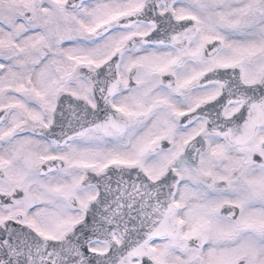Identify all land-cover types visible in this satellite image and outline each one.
<instances>
[{
    "label": "snow or ice",
    "instance_id": "1",
    "mask_svg": "<svg viewBox=\"0 0 264 264\" xmlns=\"http://www.w3.org/2000/svg\"><path fill=\"white\" fill-rule=\"evenodd\" d=\"M0 264H264V0H0Z\"/></svg>",
    "mask_w": 264,
    "mask_h": 264
}]
</instances>
